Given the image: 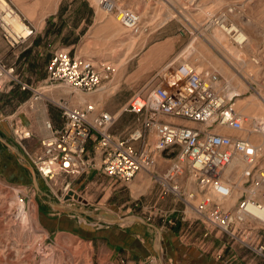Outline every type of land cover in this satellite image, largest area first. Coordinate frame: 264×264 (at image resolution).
Here are the masks:
<instances>
[{
	"label": "rangeland",
	"instance_id": "1",
	"mask_svg": "<svg viewBox=\"0 0 264 264\" xmlns=\"http://www.w3.org/2000/svg\"><path fill=\"white\" fill-rule=\"evenodd\" d=\"M91 2L100 10L99 0ZM16 3L9 0V4L19 11ZM119 5L139 12L144 30L140 34L133 33L114 15L108 16L113 35L118 38L100 39L93 50H111L115 54L121 53L122 57L112 63L114 78L111 82L105 81L104 90L92 95L81 94L78 100L89 96L88 101H99L104 108L116 112L135 94L147 93L152 88L150 79L158 72L167 73L168 63L175 58L198 54L206 57L201 58L204 68L220 75L223 92L239 94L233 100L238 111L264 118V0H119ZM223 25L236 26L246 36L244 43H236L221 27ZM169 36L177 37L178 44L168 62L140 72L142 53L155 48ZM124 55L132 58L129 64H126L127 59L122 61ZM15 74L28 84L31 76L36 78L28 71L19 70ZM16 85L15 82L8 84L0 93V136L27 158L23 151L27 139L20 140L15 132L24 126L21 114L15 118L9 116L22 110L30 113L32 103L21 108L22 94L15 89ZM43 94L53 97L50 92ZM48 108L50 111L59 109L51 101H48ZM42 113L45 120V109ZM133 120L132 116L125 114L116 128L123 130ZM228 132L241 134L235 130ZM30 143L33 142L28 145ZM171 157L167 154L158 157L157 174L165 176L172 163ZM25 163L30 165L27 161ZM261 164L264 166V158ZM232 165H235L234 169L226 176ZM244 167L246 163L236 158L223 173L224 181L234 185L232 197L226 202L228 206L240 198ZM152 175L151 170L142 172L128 184L96 176L94 180L97 182L88 188L82 183L83 179H79L73 185L78 191L73 192L86 203L72 196L71 199H75L70 204L72 207L64 203L65 207L59 209L52 204L61 203L52 190L61 187L66 178L59 177L55 182L39 175V191L30 171L0 142V264H220L214 257V248L204 252L181 241V236L190 233L188 223H178L174 228L167 223L169 219L174 222L184 216L186 203L183 198L187 195L181 198L178 194L198 193L196 183L186 177L169 181L166 177ZM172 185H178L181 191ZM76 208L84 209L88 214L65 213V209ZM186 212L189 218H195L196 214L189 206ZM104 217H139L157 228L137 221L111 222ZM148 217L152 220L148 221ZM201 229H204L202 224ZM169 231L176 233L173 241L180 246H172L173 257L164 253L162 248L158 252L156 247L159 240L168 242ZM260 238L264 243V230L258 233L255 242L250 243L252 248L243 246L239 239H231L224 253L226 264H264V257L257 253Z\"/></svg>",
	"mask_w": 264,
	"mask_h": 264
},
{
	"label": "built area",
	"instance_id": "2",
	"mask_svg": "<svg viewBox=\"0 0 264 264\" xmlns=\"http://www.w3.org/2000/svg\"><path fill=\"white\" fill-rule=\"evenodd\" d=\"M2 3L6 6V10L0 7L4 38L12 46L25 42L33 29L24 23L9 0H0V5ZM99 6L131 32H143L139 12L120 6L119 0H99ZM6 14L18 15L25 28L15 31L4 19ZM25 29H28L27 34H24ZM235 33L242 32L234 31L231 36L234 34V41L243 44L246 38L238 40ZM180 58L168 63L167 73H158L159 79L147 93L139 92L132 97L125 111L136 117L119 133L114 130L119 114L101 108L97 102L78 100L81 94L92 95L105 89V81L115 74L110 63L99 66L90 59L60 49L48 63V75L43 84L37 87L18 79L14 66L0 58V93L15 82L22 90L31 92L32 104L45 97L43 92H50L53 97L48 99L60 108L63 125L54 128L51 121L46 122L47 133L40 140V149L26 152L45 180L57 182L59 177L66 178L61 187L52 190L61 203L71 206L75 201L67 196L70 191H78L73 185L79 179H83L82 183L88 188L97 182L96 176L124 184L150 170L155 177H166L169 181L186 177L196 183L198 193H177L181 198L187 195L183 198L184 216L174 222L169 219L167 223L172 228L181 222L188 223L190 233L181 236V241L204 252L212 248L211 241H221L218 256L222 257L231 239H239L243 246L252 248L250 243L264 230V166L261 164L264 118L238 111L233 100L239 95L220 89L218 72L185 58L179 61ZM74 101L77 104H73ZM229 130L241 134H231ZM15 132L20 140L34 136L33 130L25 126ZM163 154L172 156L165 176L157 174V160ZM236 158L246 163L241 174L243 190L240 198L228 206L226 202L233 194L234 185L223 180V173ZM172 186L181 189L178 185ZM188 206L196 214L195 218L187 216ZM257 245L260 248L257 253L264 257L262 238Z\"/></svg>",
	"mask_w": 264,
	"mask_h": 264
},
{
	"label": "crops",
	"instance_id": "3",
	"mask_svg": "<svg viewBox=\"0 0 264 264\" xmlns=\"http://www.w3.org/2000/svg\"><path fill=\"white\" fill-rule=\"evenodd\" d=\"M10 1H12V3H14V1H17L15 5L19 9L18 12L21 18L24 20V23L33 29V33L29 35V37L25 42L12 46L4 38L3 30L0 26V58H2L7 65L14 66L17 72L21 70L24 72L28 71L31 73V75L35 74L36 78L31 76L32 78V80H30L31 85L39 87L43 84L45 78L48 75L47 73L48 63L50 59L54 56L55 52L60 49H66L69 50L73 55L90 59L96 65L99 66L104 63L114 64L115 61L118 62L121 59L122 57L121 53L115 54L111 52V50H104L102 52L93 50L95 47H97V45H99L98 41L100 39L104 38L107 40H111L114 38L116 39L118 37H114L115 35H113V32L111 30L112 26L110 27L109 25L110 23V20L108 19L109 15L107 14L103 15L102 12H100L103 11L102 8L99 6L100 8L99 10L96 6H94L91 0H70L69 2L65 0H10ZM114 34H117V32H114ZM177 44H178V38L174 36H169L160 43H158L157 45H155V48L146 49L145 52H143L141 55V59H140L141 62L139 64L140 72H147L151 70L152 67H155V64L161 62L163 63L168 62V60L173 55V51L176 48ZM117 45H119V43H117ZM197 55L195 56V54H192L190 57L187 58L182 57V59L185 58L203 67L201 58L205 59L206 57H202L201 55L197 56ZM131 59H132L131 57L127 58V55H124L122 61L125 62L126 60V64H129ZM158 73H156L150 79V83H154L159 79ZM113 78L109 81L111 82ZM20 92L22 94L20 96V98L22 99L20 100H23L21 108H24L23 106L26 105L28 102H30L31 92L30 91H25L24 93L23 91ZM48 101L50 102L48 97H43L41 100L35 101L34 102L35 104H31V109H32L30 111L31 114L24 112V110H22L21 113L20 112L18 113L17 111L9 116L10 118L11 116L15 118L16 115L21 114L20 118L24 126L30 128L34 132V136L32 138L25 140L26 147L28 148L23 146L24 154L27 156L28 159L24 158L23 154L18 152L14 148V146L13 148L15 149V152L12 151L7 145H5L3 142L0 141L13 154L18 156L21 164L25 168H27L33 176L32 171L27 166L28 164L25 163V161L30 163V165L33 167V169L36 172L37 180L40 174L33 166V164H31L32 162H30L26 150L33 152L40 149V140L47 133V130L45 128L46 122L51 121L54 128H59L63 125V118L61 116L60 108L56 111L54 110L50 111L48 108ZM97 104L101 106V108L106 109L103 107V105H101L99 101H97ZM126 105L116 112L108 109L106 110L119 114L120 115L119 121L122 120L125 114L128 116H132V118L135 119L136 116L134 113L125 111ZM44 109L46 112L45 120L42 113ZM133 121H130L129 124H131ZM114 130L118 133L122 131L116 127L114 128ZM29 142H33L34 144L30 143L28 145ZM88 177L90 178V175ZM33 180H34V176H33ZM37 189L40 191L38 187ZM168 233H169L167 234L169 235L168 242L166 241L162 243V241L159 240L161 245L160 250L162 248V251L164 253H168L169 256L173 257L174 255L171 252L173 250L172 246L175 245L177 248H179L180 246L179 247L177 246L179 245L178 241L176 242L178 243L177 245L173 241L175 239L174 237L176 236V233L173 231H169ZM216 244L219 247H217ZM156 247L158 250V242ZM211 247L214 248L213 253H214V257H216L215 258L216 261L220 262V264H226L227 262L225 261L227 258L226 255L224 254L222 257L218 256V252H220L222 249L221 241L218 240L217 241L214 240L213 242L211 241ZM159 257H161L160 253H159Z\"/></svg>",
	"mask_w": 264,
	"mask_h": 264
},
{
	"label": "water",
	"instance_id": "4",
	"mask_svg": "<svg viewBox=\"0 0 264 264\" xmlns=\"http://www.w3.org/2000/svg\"><path fill=\"white\" fill-rule=\"evenodd\" d=\"M0 141L3 142V143H4L5 145H7L12 151L15 152V149L13 148V146H12L9 142H7L5 139H3L2 137H0ZM26 165H27V164H26ZM27 166H28V167L30 168V170L32 171L33 176H34L35 184H36V186L39 188V186H38V180H37V175H36L35 170L33 169L32 166H29V165H27ZM72 196H74L75 198H78L80 201L86 203V200H85V199H83L82 197H79L77 194H74L73 191H70L69 194H68V196H67V198L70 199ZM52 204H53L54 206H57L59 209L64 208V206H62V204L59 203V202L56 203V204H54V203H52ZM71 207H72V206H71ZM65 211H66V213L80 212V213H83V214H88V211H86V210H84V209H80V208H76V210H66V209H65ZM103 219L108 220V221H111V222H118V223L129 222V221L136 222V221H137V222H141V223H144V224L152 225V224H150V223L144 221L143 219H141V218H139V217H132V218H131V217H118V218H116V217H110V219L104 217ZM153 227L157 228L155 225H153ZM160 246H161L160 243H158V251H160Z\"/></svg>",
	"mask_w": 264,
	"mask_h": 264
},
{
	"label": "bare ground",
	"instance_id": "5",
	"mask_svg": "<svg viewBox=\"0 0 264 264\" xmlns=\"http://www.w3.org/2000/svg\"><path fill=\"white\" fill-rule=\"evenodd\" d=\"M1 7L3 8V9H5L6 10V6H5V4L4 3H2L1 4ZM4 19L7 21V22H9L10 24H12L13 25V28H14V30L15 31H18V32H20V31H22L24 28H25V26H24V24H23V22L20 20V17L18 16V15H15V14H12V15H9V14H6V15H4ZM223 29H224V31L225 32H227V33H233L234 31H237V32H239L240 30L237 28V27H235V26H233V25H231V26H226V25H223V26H221ZM25 32H24V34H27L26 32L28 31V29H25L24 30ZM236 35H235V37L237 36V39L238 40H243L244 38H246V36L242 33H235ZM232 36H234V34L232 35ZM235 93V92H234ZM234 93H232V94H234ZM231 94V95H232ZM239 95V94H238ZM79 98V97H78ZM89 98V96H85V97H83V99H88ZM236 160V159H235ZM234 166L235 165H232L229 169V172L228 173H225V175L227 176L228 174H230L231 173V171L234 169ZM147 172H150V171H147ZM163 178V177H162ZM223 178H224V175H223ZM224 180V179H223ZM230 186H232L231 184H230ZM232 188H233V186H232ZM173 189H176V187H174ZM232 197V196H231ZM22 202V201H21ZM62 204V206H64V203H61ZM22 208H21V210H23L24 209V204L21 206ZM65 207V206H64ZM67 207H71V206H67Z\"/></svg>",
	"mask_w": 264,
	"mask_h": 264
},
{
	"label": "trees",
	"instance_id": "6",
	"mask_svg": "<svg viewBox=\"0 0 264 264\" xmlns=\"http://www.w3.org/2000/svg\"><path fill=\"white\" fill-rule=\"evenodd\" d=\"M51 60V59H50ZM50 62V61H49ZM17 87H15L16 90L18 91H23V93L25 92L24 90L21 89L20 85H16Z\"/></svg>",
	"mask_w": 264,
	"mask_h": 264
}]
</instances>
